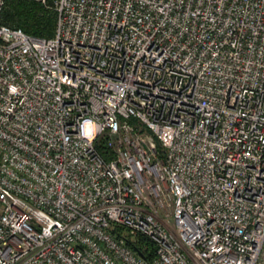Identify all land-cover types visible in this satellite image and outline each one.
<instances>
[{"label":"built area","instance_id":"obj_1","mask_svg":"<svg viewBox=\"0 0 264 264\" xmlns=\"http://www.w3.org/2000/svg\"><path fill=\"white\" fill-rule=\"evenodd\" d=\"M37 1L51 37L0 0V264H264V0Z\"/></svg>","mask_w":264,"mask_h":264},{"label":"trees","instance_id":"obj_2","mask_svg":"<svg viewBox=\"0 0 264 264\" xmlns=\"http://www.w3.org/2000/svg\"><path fill=\"white\" fill-rule=\"evenodd\" d=\"M56 14L51 6H45L37 0H5L2 8L1 22L17 27L37 37H51L54 32ZM100 156L108 161L113 158L112 151L102 139L95 142ZM121 233V229L115 230ZM133 249L149 259L154 254L153 244L143 236H136L131 242Z\"/></svg>","mask_w":264,"mask_h":264},{"label":"water","instance_id":"obj_3","mask_svg":"<svg viewBox=\"0 0 264 264\" xmlns=\"http://www.w3.org/2000/svg\"><path fill=\"white\" fill-rule=\"evenodd\" d=\"M137 251V250H136ZM137 253L142 257V254L140 252L137 251Z\"/></svg>","mask_w":264,"mask_h":264}]
</instances>
